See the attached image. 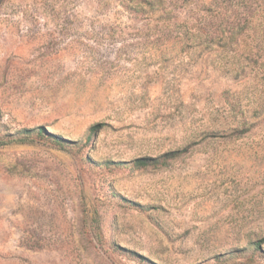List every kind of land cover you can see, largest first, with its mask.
<instances>
[{
    "label": "rangeland",
    "instance_id": "1",
    "mask_svg": "<svg viewBox=\"0 0 264 264\" xmlns=\"http://www.w3.org/2000/svg\"><path fill=\"white\" fill-rule=\"evenodd\" d=\"M148 1L0 0V264H264V0Z\"/></svg>",
    "mask_w": 264,
    "mask_h": 264
},
{
    "label": "trees",
    "instance_id": "2",
    "mask_svg": "<svg viewBox=\"0 0 264 264\" xmlns=\"http://www.w3.org/2000/svg\"><path fill=\"white\" fill-rule=\"evenodd\" d=\"M147 3L148 5H151L152 1L149 0ZM98 126L99 125L97 124V125L90 127V131H95ZM16 133L20 136L21 142H28V141L32 142L33 139L37 138L39 140H42V139L49 140L51 142L59 144L60 146H63L64 144H67V143H73V141H70L68 139L61 137L60 135L56 133L48 131L44 125H38L34 127H24V128L19 129ZM6 136L12 137V135H8V134ZM177 153H178L177 151L167 152V153L162 154L160 157L164 159H169V158H173L174 156H176ZM157 159H154L148 156H143V157L135 158L132 162L134 163L136 167H143Z\"/></svg>",
    "mask_w": 264,
    "mask_h": 264
}]
</instances>
